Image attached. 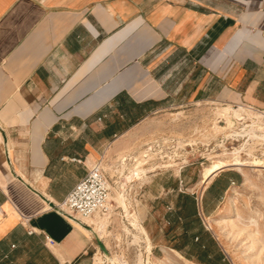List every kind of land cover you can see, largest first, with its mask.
I'll return each mask as SVG.
<instances>
[{
    "label": "crops",
    "instance_id": "crops-1",
    "mask_svg": "<svg viewBox=\"0 0 264 264\" xmlns=\"http://www.w3.org/2000/svg\"><path fill=\"white\" fill-rule=\"evenodd\" d=\"M198 102L264 111V0H0V264H95L100 227L58 205L107 146ZM227 177L143 174L130 216L158 250L231 264L205 225Z\"/></svg>",
    "mask_w": 264,
    "mask_h": 264
},
{
    "label": "rangeland",
    "instance_id": "rangeland-1",
    "mask_svg": "<svg viewBox=\"0 0 264 264\" xmlns=\"http://www.w3.org/2000/svg\"><path fill=\"white\" fill-rule=\"evenodd\" d=\"M223 106L219 103L198 102L184 106L174 105L158 111L107 146L97 161H101L111 182L122 181L123 175L119 171L122 160L125 158L128 163L126 166L130 167L134 162L133 157L146 150L154 154V158L142 165L143 168L153 169L147 174L161 172L169 179L186 176V188L199 192L204 188L200 181L203 167L215 158L231 157L233 148L245 142L243 138L234 140L228 137V129L223 127L225 120L217 114ZM242 122L236 127L243 126ZM252 147L253 155L264 160L263 143H252ZM240 156L243 159L251 158L243 150ZM127 170L128 168L124 169V174ZM223 170H227V176L234 181L230 182L212 215L205 219V225L231 264H264V168L249 163L242 168L228 167ZM233 173L238 177L235 178ZM133 180L124 186L130 202L129 210ZM121 209L122 207L118 208L115 214L112 211L106 216H92L94 220L90 222L93 227H100L109 256L124 260L126 264H137L138 255L142 252L144 264H196L185 259L182 253L175 254L163 247L158 250L151 241L149 253V241L145 239V233L129 224L131 233H128L125 228L126 218L122 217ZM83 220L85 221L84 218ZM121 220L125 221L123 228ZM134 234L140 236L141 242H134ZM102 254V250L96 254L101 258L95 264H113Z\"/></svg>",
    "mask_w": 264,
    "mask_h": 264
},
{
    "label": "bare ground",
    "instance_id": "bare-ground-1",
    "mask_svg": "<svg viewBox=\"0 0 264 264\" xmlns=\"http://www.w3.org/2000/svg\"><path fill=\"white\" fill-rule=\"evenodd\" d=\"M217 114L220 118L225 120V125L223 127L228 129V137L234 140L243 138L245 139V142L241 146L233 148V150L231 151V154H232L231 157L215 158L211 161L210 164L205 165L203 167L202 172H201L202 173L201 184H203L204 187L211 181V179L219 171L225 168H228V167L242 168L250 163L254 166H260L264 168V160L258 157H255L252 153V148H253L252 143L262 142L264 145V113L249 109L247 107H243V106L233 107L228 104V105L221 107L218 110ZM242 119H244L243 122H242ZM241 122L243 123V126L236 127V125ZM242 150L247 151V154L251 157V158H248L249 160L241 158L240 153ZM153 155H154L153 153L147 152L146 150H144L140 155L133 157L134 162L130 165V167H128L130 171L127 172L125 175H123V180L120 181L121 185H120V188L117 190V192L113 190L115 186L111 185L113 193L110 194V200H111L110 205H109L110 210L107 213H105L104 216L109 215L113 211L112 207H113L114 202L120 205L123 211L125 212V217L127 221L130 222V223H127V222L125 223V228L128 233H131V229L129 225H133L135 226L136 229H139V224L136 222V220H134L135 218L132 219L130 216V210L128 209L126 200H125L126 193H125L124 186H126V184H129L133 180V178L137 179L141 177L143 174H147L146 173L147 169L143 168L142 165L145 162H147L148 159L154 158ZM127 164L128 163H126V159L124 158L122 160V166L120 169L121 174H123L124 169L127 167L126 166ZM176 170H178V168ZM84 219H85L84 222L89 223V224H91L90 222L94 220L92 216L86 217ZM101 227L104 228V225H101ZM140 240H141L140 236L137 234H134V242L139 243L141 242ZM148 251L149 253H151L150 244H149ZM103 254L107 258V260L111 261L113 264H126L124 260H120L113 256H109L108 253L103 252ZM180 258H183V257L180 255ZM142 259H143L142 252H140L138 255L137 264H144Z\"/></svg>",
    "mask_w": 264,
    "mask_h": 264
},
{
    "label": "built area",
    "instance_id": "built-area-1",
    "mask_svg": "<svg viewBox=\"0 0 264 264\" xmlns=\"http://www.w3.org/2000/svg\"><path fill=\"white\" fill-rule=\"evenodd\" d=\"M111 185H114V182H111L101 161H95L84 176L71 187L58 207L67 217L80 221L95 214L103 215L110 210ZM46 242L53 243L48 237Z\"/></svg>",
    "mask_w": 264,
    "mask_h": 264
},
{
    "label": "water",
    "instance_id": "water-1",
    "mask_svg": "<svg viewBox=\"0 0 264 264\" xmlns=\"http://www.w3.org/2000/svg\"><path fill=\"white\" fill-rule=\"evenodd\" d=\"M152 168H148L146 173H149L150 171H152ZM100 249L104 252L107 253V249L105 248V246L100 242L99 243Z\"/></svg>",
    "mask_w": 264,
    "mask_h": 264
},
{
    "label": "trees",
    "instance_id": "trees-1",
    "mask_svg": "<svg viewBox=\"0 0 264 264\" xmlns=\"http://www.w3.org/2000/svg\"><path fill=\"white\" fill-rule=\"evenodd\" d=\"M229 182H230V180H228V177H227V185L229 184ZM191 205L194 207V203H191L190 201H188V207H189V209L191 208ZM199 262H201V264H202V260L201 259H199Z\"/></svg>",
    "mask_w": 264,
    "mask_h": 264
}]
</instances>
